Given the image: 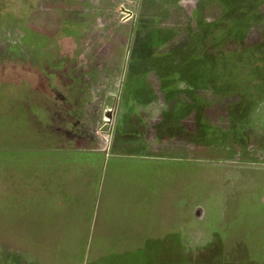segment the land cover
Instances as JSON below:
<instances>
[{
	"label": "rangeland",
	"instance_id": "374dc122",
	"mask_svg": "<svg viewBox=\"0 0 264 264\" xmlns=\"http://www.w3.org/2000/svg\"><path fill=\"white\" fill-rule=\"evenodd\" d=\"M133 91L143 105H170V113L141 111L137 123L163 143L156 149L167 152L175 138L173 147L191 161L141 160L135 172L109 161L86 264H149L147 247L163 242L120 240L121 233L142 223L149 236L178 227L179 239H186L194 224L181 225L171 214L186 206L191 216L200 205L207 216H220L231 187L241 189L239 212L221 233L231 239L225 249L243 243L249 260L264 264V0H0V261L7 255L27 260L40 249L39 240L25 239L32 234L84 230L88 210L71 206L79 201L75 192L49 200L44 172L56 164L51 156L106 150L110 124L101 114L98 125L95 109L121 108ZM128 115L116 113L122 129ZM168 125L173 130L165 136ZM143 186L144 218L117 217L113 209L120 210L123 195ZM168 195L169 201L178 195L179 204L166 214ZM168 216L176 221L167 226ZM104 227L106 235L114 233L107 241L99 235ZM61 243L57 248L77 244ZM190 249L180 246L176 263L215 258Z\"/></svg>",
	"mask_w": 264,
	"mask_h": 264
},
{
	"label": "crops",
	"instance_id": "0c3cea01",
	"mask_svg": "<svg viewBox=\"0 0 264 264\" xmlns=\"http://www.w3.org/2000/svg\"><path fill=\"white\" fill-rule=\"evenodd\" d=\"M143 90H139L138 92H142ZM164 91V90H163ZM162 91V92H163ZM168 92V91H166ZM133 95H130L131 99L128 104L121 105V108L119 107L118 112L128 115V126L124 128V131L121 132V134L115 136L110 135L109 136V142L107 143L106 150H99L95 147L93 151L91 152H68L61 154V156L55 155L51 156L50 159H55L56 164L53 165V163H50L49 169L45 170V179L46 182L43 181V189L47 191H50V197L48 198L51 201L58 202L59 200H65L62 196L66 198V194L68 192L70 193H76L77 198L79 201L74 199L75 204L71 205L72 207H78L80 210L83 207L85 210H88L87 214V221L83 225V231L76 229L75 236H71L72 234H66V233H59V234H37L32 238V235L28 238L29 241H35L39 242L36 244L37 247H40V249L34 250L33 253H29V258L27 260L21 259L20 256H13L10 255L2 256V259L0 261V264H86L87 260L90 256L91 251V243L90 241L95 240L97 237L95 234V227H96V215L97 210L101 208L102 205H104L102 200L101 191L104 189L103 185L99 184V180L102 176V173L106 169L108 162H114V167L118 170H120L121 163H125L124 171L128 170V172H135L136 170L133 169V165H135L138 168V164L141 160H151L152 162H156V159L164 160L165 158H178L179 160H190V157L186 154H181L179 152V148L173 147L172 141H169L171 143V146L168 145V149L163 150L161 148L160 150L159 145L162 143H156V141L159 140V138H152V137H144L140 134L139 129L140 127L144 126L143 121L141 120L139 124L137 123V118L141 119L139 117V113L142 111L148 110L149 107L152 109V111H171L170 109L165 110L170 105H165L164 102L160 103L159 105L151 106V105H143L142 103L136 102L137 98L139 96H142L141 93H136L133 91ZM151 93V92H150ZM165 96V94H162ZM167 95V94H166ZM121 109V110H120ZM154 109V110H153ZM126 119V116H123ZM135 118V119H134ZM124 119V120H125ZM123 120V119H122ZM120 123L118 126L121 129ZM117 127V128H118ZM157 139V140H156ZM189 141V139H187ZM190 142V141H189ZM194 142V141H192ZM158 147V149H156ZM158 150V151H157ZM81 155L82 159L86 158L88 161L80 160L79 162H74L73 156ZM136 160V161H133ZM72 162V163H71ZM190 164V163H189ZM195 164V162H194ZM193 167V166H189ZM45 185V186H44ZM100 186V187H99ZM149 187V186H147ZM144 186L143 189L140 190H133L135 191V195L131 194L129 192L128 195H123V198L121 199L122 204L120 207V210H114L113 213L115 215L123 217L125 220L128 219H137L138 217L144 218L146 211L141 212V208H144L141 205H145L146 207L149 205V202L146 199V196L144 195ZM167 190H162V192ZM160 191V197L157 194V197H159L158 204L163 199V193ZM168 192V191H167ZM179 192V191H178ZM54 193V195H53ZM124 193V192H123ZM170 193V191H169ZM176 193V192H175ZM174 193V194H175ZM173 198L171 201H169V195L165 198H168V200L164 203V211L167 210L168 214L169 212H172L175 210V205L179 203H175V197L171 195ZM86 199V200H85ZM85 200V201H84ZM66 202V201H65ZM73 202V203H74ZM65 205V204H63ZM67 205V204H66ZM65 205V206H66ZM86 205V206H85ZM117 205V206H120ZM70 206V205H68ZM159 206V205H158ZM55 209H62V206L56 207L54 205ZM60 207V208H59ZM179 210V208H178ZM175 210L173 214H171V217H177V223L185 224V222L189 223V218L192 216H189L190 208H185L183 210ZM134 212V213H133ZM133 213V214H132ZM144 214V215H143ZM163 218V216H162ZM161 218V219H162ZM123 222L124 219L120 218ZM170 216L168 218L163 219L168 226V224H172V222L175 220L169 221ZM182 219V220H181ZM170 223H169V222ZM176 221V220H175ZM108 228H102L101 234H99L101 237L103 236V240L107 241V238H110L113 234L106 235L105 232ZM157 230V229H156ZM61 231H64L62 228ZM146 229L143 228L142 223L140 224V229H137L129 234L127 233H121V237L118 239L122 240H130L131 241H138V242H150V241H173L179 239L180 229L178 227H166L165 232L161 231L157 232V234H153V236H149L146 232ZM127 232V231H126ZM39 235V236H38ZM98 235V236H99ZM130 235V237H129ZM173 235V236H171ZM110 236V237H109ZM61 241H71V242H77V244H71L69 245H63L67 247L65 248H57V245H61ZM109 241V240H108ZM69 248V249H68ZM73 248V249H72ZM149 249V246L146 250ZM61 251H67L66 254H63L64 252ZM96 255V254H95ZM59 257H68L69 259H63Z\"/></svg>",
	"mask_w": 264,
	"mask_h": 264
},
{
	"label": "flooded vegetation",
	"instance_id": "af4514ba",
	"mask_svg": "<svg viewBox=\"0 0 264 264\" xmlns=\"http://www.w3.org/2000/svg\"><path fill=\"white\" fill-rule=\"evenodd\" d=\"M95 112H96V115L98 114V117L97 118L95 117L96 122L98 121L97 123L98 125L101 122V119H98V118H100L101 114H104L102 115L103 117L102 119L104 123L108 122L110 124L111 131H109L108 133H110L111 136L112 135L117 136L121 134L122 131H124V128L123 129L121 128L119 130V127H118L119 124L122 123L121 120L116 121L117 119L115 118L116 113L118 112L117 104L113 105V107L103 108L102 112L101 111L97 112V108H96ZM177 112L179 111L177 110L174 113H177ZM110 113L113 117L109 115ZM171 124L176 125V122L173 121ZM172 128H173V125H168L165 128L167 129V131L161 129L162 130L161 132L162 133L164 132L163 135L167 136V133L168 134L171 133L170 130ZM139 132L144 137H153V134L151 133L152 134L151 135L149 133V130H147L144 126L140 127ZM191 135H194V133ZM209 139L211 138H207L206 141H208ZM171 140H173L172 142L174 143L175 138H172L168 141H171ZM187 144L188 146L195 145L194 142L187 143ZM232 189L233 188L231 187L230 190L227 191L226 198H225V202H226L225 204L227 206H223V209L220 211L221 213L220 216H213L211 214L210 216H207L206 214L207 209L205 207L200 206V205H194L192 209L193 216L189 218V220L191 219V221L189 222H191V224H194V226L193 228H189L187 238L186 239L180 238V239L169 241V242L168 241L163 242L161 246H158L154 249L150 247L147 250L149 252V255L147 257L149 264H154V263L160 264V258L162 259L163 264H178L176 262L179 261L178 251L180 250V246L182 248L185 246L191 247L192 249L190 250L195 251L193 253H195L194 255L198 257H202V256L215 257L214 260L213 259L206 260L205 258L204 264H254V261L252 262L249 260L250 258L249 250L243 243L240 244V243L235 242L232 249H225V245H227V243L229 244V241H231V239H229L228 238L229 236H226L225 234H224V237H222L223 234L221 233L222 232L226 233L230 229L229 228V225H231L230 223L233 222L235 219H237L236 215L239 212V209L237 207L239 202L235 200V196L236 194L239 195L241 189L240 190L238 189L239 190V191L237 190L238 192H235ZM208 192L210 193V191ZM209 198H210V195H209ZM233 205H236V207H233L234 209L232 208ZM211 211H212V208H211ZM236 211L237 213H234ZM183 230H186V228L184 227ZM192 234H196V235L192 236ZM255 246H257L256 243H255ZM154 252H156V254H153ZM155 255H156V258H155ZM170 255H173V258L169 259ZM190 255H187L186 258L189 257ZM222 256L225 262L221 260ZM229 256L236 257V258L238 256L239 259L238 261H232V259L231 261H229L227 259ZM184 262L185 260L182 262V264H186V263L190 264L191 262L192 264H197L196 260H191L190 262V259H186V263ZM198 263L200 264L201 262H198Z\"/></svg>",
	"mask_w": 264,
	"mask_h": 264
},
{
	"label": "trees",
	"instance_id": "16d2710c",
	"mask_svg": "<svg viewBox=\"0 0 264 264\" xmlns=\"http://www.w3.org/2000/svg\"><path fill=\"white\" fill-rule=\"evenodd\" d=\"M166 91V90H165ZM24 123V121H22Z\"/></svg>",
	"mask_w": 264,
	"mask_h": 264
}]
</instances>
